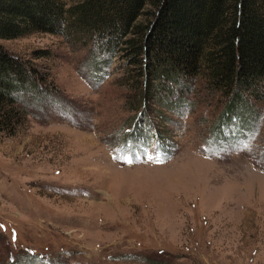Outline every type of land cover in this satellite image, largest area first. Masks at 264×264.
I'll return each mask as SVG.
<instances>
[{"label":"rangeland","instance_id":"1","mask_svg":"<svg viewBox=\"0 0 264 264\" xmlns=\"http://www.w3.org/2000/svg\"><path fill=\"white\" fill-rule=\"evenodd\" d=\"M73 40H0L54 92L0 133V264H264V103L222 119L197 87L144 105L123 55L103 70Z\"/></svg>","mask_w":264,"mask_h":264},{"label":"trees","instance_id":"2","mask_svg":"<svg viewBox=\"0 0 264 264\" xmlns=\"http://www.w3.org/2000/svg\"><path fill=\"white\" fill-rule=\"evenodd\" d=\"M36 33L91 44L103 70L123 55L124 84L144 105L159 91L197 87L224 99L222 119L257 118L264 103V0H0V40ZM42 82L29 60L0 45V133L24 124V95L54 94Z\"/></svg>","mask_w":264,"mask_h":264},{"label":"snow or ice","instance_id":"3","mask_svg":"<svg viewBox=\"0 0 264 264\" xmlns=\"http://www.w3.org/2000/svg\"><path fill=\"white\" fill-rule=\"evenodd\" d=\"M255 133H248L246 134L247 139L245 140V143L248 144V146L250 147V139L254 138ZM127 162H131V160L127 161ZM157 162H163L162 159H158Z\"/></svg>","mask_w":264,"mask_h":264}]
</instances>
